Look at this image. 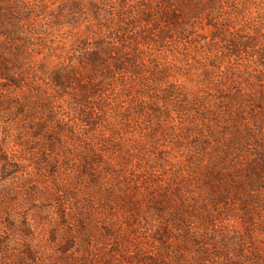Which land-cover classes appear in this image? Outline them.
<instances>
[{"label":"rangeland","instance_id":"374dc122","mask_svg":"<svg viewBox=\"0 0 264 264\" xmlns=\"http://www.w3.org/2000/svg\"><path fill=\"white\" fill-rule=\"evenodd\" d=\"M201 5L0 0V264H264V47Z\"/></svg>","mask_w":264,"mask_h":264},{"label":"trees","instance_id":"16d2710c","mask_svg":"<svg viewBox=\"0 0 264 264\" xmlns=\"http://www.w3.org/2000/svg\"><path fill=\"white\" fill-rule=\"evenodd\" d=\"M201 1L199 13L206 21L203 27L210 30L211 47L207 49L208 59H218L223 45L229 44L241 49L247 41L252 47H264V0ZM158 10L161 12L160 7ZM169 12L174 18L180 15L175 10L169 9ZM192 44V49H195L196 43ZM159 57L154 53V60L162 66L168 63L166 57ZM259 75L264 78V71H260Z\"/></svg>","mask_w":264,"mask_h":264}]
</instances>
